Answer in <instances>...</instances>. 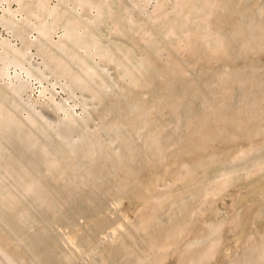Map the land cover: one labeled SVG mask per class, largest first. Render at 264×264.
<instances>
[{
  "label": "rangeland",
  "instance_id": "1",
  "mask_svg": "<svg viewBox=\"0 0 264 264\" xmlns=\"http://www.w3.org/2000/svg\"><path fill=\"white\" fill-rule=\"evenodd\" d=\"M0 264H264V0H0Z\"/></svg>",
  "mask_w": 264,
  "mask_h": 264
}]
</instances>
